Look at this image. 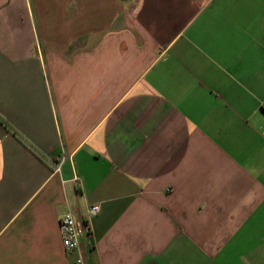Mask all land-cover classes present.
Returning <instances> with one entry per match:
<instances>
[{
	"label": "crops",
	"instance_id": "0c3cea01",
	"mask_svg": "<svg viewBox=\"0 0 264 264\" xmlns=\"http://www.w3.org/2000/svg\"><path fill=\"white\" fill-rule=\"evenodd\" d=\"M66 213L85 264H264V0H0V264H73Z\"/></svg>",
	"mask_w": 264,
	"mask_h": 264
},
{
	"label": "built area",
	"instance_id": "2783aa9c",
	"mask_svg": "<svg viewBox=\"0 0 264 264\" xmlns=\"http://www.w3.org/2000/svg\"><path fill=\"white\" fill-rule=\"evenodd\" d=\"M100 206L91 205L87 209L88 217L97 214ZM90 224L87 221L76 219L73 214L66 213L59 220V232L64 251L72 256L73 264H85L80 248L81 237L90 235Z\"/></svg>",
	"mask_w": 264,
	"mask_h": 264
}]
</instances>
